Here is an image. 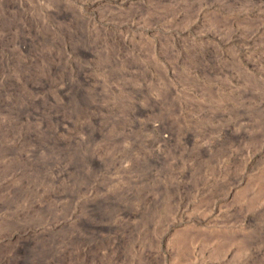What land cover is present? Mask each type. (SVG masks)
<instances>
[{"label": "rangeland", "instance_id": "obj_1", "mask_svg": "<svg viewBox=\"0 0 264 264\" xmlns=\"http://www.w3.org/2000/svg\"><path fill=\"white\" fill-rule=\"evenodd\" d=\"M0 264H264V0H0Z\"/></svg>", "mask_w": 264, "mask_h": 264}, {"label": "bare ground", "instance_id": "obj_2", "mask_svg": "<svg viewBox=\"0 0 264 264\" xmlns=\"http://www.w3.org/2000/svg\"><path fill=\"white\" fill-rule=\"evenodd\" d=\"M69 154L71 155V164L69 166V168H78V160H77V155H76V149L72 148V150L69 152ZM77 156V157H76Z\"/></svg>", "mask_w": 264, "mask_h": 264}]
</instances>
